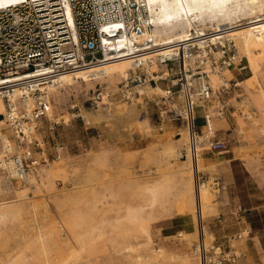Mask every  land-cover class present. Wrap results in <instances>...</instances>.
Segmentation results:
<instances>
[{
  "label": "bare ground",
  "instance_id": "6f19581e",
  "mask_svg": "<svg viewBox=\"0 0 264 264\" xmlns=\"http://www.w3.org/2000/svg\"><path fill=\"white\" fill-rule=\"evenodd\" d=\"M30 1L41 0H17L15 3L0 0L4 5L0 9ZM136 1L148 13L151 30L131 31L128 34L120 20L112 19L105 30L112 35L116 28L123 26L124 33L118 40L109 43L104 62L60 74L46 86L53 100L48 116L52 119L55 104L64 100L65 96L70 97L71 92L79 94L83 90H91L95 83L117 90L118 85L136 71L146 72L148 77L162 80L170 74L167 65L162 63V56L179 55L180 50L195 47L190 59H185L184 53L178 58V71L182 75L179 100L185 109L190 94L189 86L199 85L194 71L188 73L187 70L189 66L194 68L196 59H203L206 82L212 92L207 101L199 102L207 118L206 125L201 128L202 133L194 135L193 113H183L185 124L177 144H165L157 153L152 149L144 153L146 162L155 164V177L152 178L136 177L130 168L125 167L115 175L118 181H111L109 173L103 170L106 155L102 152L94 155L90 161L92 166L58 157L37 170L38 178L30 175L22 187L20 184L14 185L15 188L0 185V196L10 190L16 195L14 200L0 201V264H80V254L104 237L114 248L125 250L131 264H162L170 256L181 264H202L200 253L203 250L207 253L211 247L213 236L204 227L203 221L214 213L215 192L209 180L197 182L196 174L214 164L208 156V142L217 132L213 115L217 117L222 114L215 113L217 107L213 108L208 103L219 94L221 85H227L222 78L224 74L238 76L235 63L244 57L251 77L238 80L236 86H242L248 92L246 102L253 106L256 114L251 117L253 125L264 119V0ZM65 5L68 9L66 2ZM225 40L232 42L239 56L234 62H226L222 71L211 66L208 52L216 58L222 57L220 49L224 47ZM145 42H150V50L141 53L135 45ZM136 64L142 66L137 69ZM249 80L255 83L253 89L246 85ZM6 82L0 78V85ZM171 83L176 84L175 80H171ZM135 89L140 97L148 93L167 97L171 93L161 89L158 84L154 87L136 86ZM19 94L15 90L12 100ZM139 103L113 105L102 94L101 102L97 103L99 108L94 112H85L83 118L87 123L134 122L140 116ZM173 106L179 112L178 107ZM4 111L0 98V115ZM139 120L136 123L147 128L146 121ZM131 125L126 126V129L129 130ZM262 125L259 131L263 134L264 122ZM10 137V130L0 118V161L10 153H20L15 150ZM25 140V146L28 147L38 137L27 136ZM181 146H185L186 155L180 161V152L176 148ZM81 173L83 175L79 176ZM69 178H77L78 184L83 187L61 194V200L56 204V219L44 217L42 223L38 222L36 219L41 203L27 196L31 186L34 188V198L43 191H53L57 181L64 183ZM104 179L107 181L103 182ZM124 192L128 193L127 199H123ZM82 202L86 203L88 211L71 208ZM68 206L71 209H67ZM172 212L184 217L183 229L178 232V237L186 247L194 245L192 251L196 254L190 252L188 255L168 256L161 248H153L151 225ZM16 228L18 231L25 230V237H21L16 246L10 247V233ZM245 233L248 237L249 231L245 230ZM201 236L203 247L197 245ZM87 264H90L89 261Z\"/></svg>",
  "mask_w": 264,
  "mask_h": 264
},
{
  "label": "rangeland",
  "instance_id": "374dc122",
  "mask_svg": "<svg viewBox=\"0 0 264 264\" xmlns=\"http://www.w3.org/2000/svg\"><path fill=\"white\" fill-rule=\"evenodd\" d=\"M228 47L234 49V55L238 58L239 55L232 42L226 40L224 41V47H220L221 52L225 53L224 58L221 56L216 58L207 48L212 67L224 70L221 61L226 60ZM235 64L237 68L236 75L238 73V76L224 74L222 78L227 84L229 82H236L237 84L238 80L251 77L249 70L246 68L244 57H240ZM167 67L170 74L162 80L159 78L143 84H130L132 91L130 101H127L123 95L124 82L118 85L117 90H111L105 88V85L95 83L91 90H83L79 94H72L71 92L70 97L65 96L64 100L55 104L52 121L43 122L42 129L39 130L37 135L38 139L44 142L43 150L50 159L48 164L58 159V157H62L75 163L81 161L85 165L91 164L92 166L90 161L94 155L104 152L106 157L103 170L109 173L110 180L115 183L118 181L115 175L125 167L130 168L136 177L142 179L155 177L153 175L155 164L147 163L144 153L149 149L157 153L165 144L176 145L185 124L184 119L178 116V111L173 106L176 105L179 112L183 106L182 101L179 100L181 88L177 81L179 77L178 70L174 63L169 64ZM262 68L264 70V64ZM143 73L146 74V72ZM135 74H138V72ZM171 80H175L176 84H172ZM156 84L161 89L168 90L171 93L167 97L151 93L140 97L135 89L136 86L154 87ZM246 85L253 89L255 83L253 80H249ZM262 86L264 87V82H262ZM218 92L220 93L212 97L208 105L213 108L217 107L214 112L222 114L217 117L213 115L214 120L217 122V132L213 138L222 141L225 147L217 152L212 151L208 146V156L213 159L214 164L213 166H206L199 174L200 181L209 180L215 192L214 213L210 218L203 221V225L212 233L213 238L211 240L213 239V244L221 246V249L226 252L233 251L240 257L244 242L248 239L245 230H248L249 233L252 231L264 232V133L262 134L259 131V128L263 126L264 119L258 120L256 125H253L251 117L256 115L254 113L255 109L252 105L247 104L248 92L242 86H230L225 93L221 92L219 87ZM98 93L105 95L106 100L113 105L139 101L140 103L137 104L140 112L139 118L134 122L125 120L120 123H87L83 118V114L94 112L99 108L97 103L101 102V96L97 99ZM90 98L93 99L92 102H85ZM74 101L82 104L85 102L77 112L79 114L78 118L72 117L73 112L69 108ZM204 115L202 109L197 110L196 134L202 133L201 128L204 126L202 118ZM221 117L224 118L221 119ZM138 119L145 120L147 128L136 123ZM228 119L234 123L233 136L230 134L231 131L226 132V129H224L227 126L225 120ZM219 120L223 122L224 128H219ZM130 124H132L131 128L127 130L126 126ZM49 127H51L50 130ZM218 134H220V138L217 137ZM176 149L180 152L179 160H184L186 155L185 146ZM179 160H177L178 163H180ZM81 175L83 173L79 176ZM69 179L64 183L57 181L53 191H43L40 196L34 198V188L31 186L27 196L41 203L36 219L38 222L42 223L44 217L56 219L58 217L56 204L61 200V194L83 187V185L78 184L77 178ZM106 181L104 179L103 182ZM22 185L24 184H21L20 187ZM90 185H93V183ZM127 198L128 193L124 192L123 199ZM14 199H16V195L11 190L0 196V201ZM68 208L70 207L68 206ZM71 208H77L85 212L89 210L84 202L75 207L71 206ZM183 219V216L172 212L171 215L154 222L150 228L153 248H161L164 254L168 256L171 254L173 256L188 255L190 252L193 255L196 254L192 251L194 245L186 247L184 241L178 237V232L183 229ZM24 233L25 230L13 229L8 240L10 247L16 246L20 242V238L25 237ZM238 235L241 237L238 238ZM113 248L108 238L104 237L96 241L90 249L80 254V264H87L88 261L90 264H94V262H97V264H131L125 250ZM140 252L142 253V251ZM172 258L170 256V259L162 264H181L179 260Z\"/></svg>",
  "mask_w": 264,
  "mask_h": 264
},
{
  "label": "built area",
  "instance_id": "2783aa9c",
  "mask_svg": "<svg viewBox=\"0 0 264 264\" xmlns=\"http://www.w3.org/2000/svg\"><path fill=\"white\" fill-rule=\"evenodd\" d=\"M114 18L123 23L128 34L131 31H150L152 28L148 13L136 0H41L0 9V78L7 81L0 85V98L5 108L0 117L10 130L15 150L20 152L10 153L0 161V185L12 187L25 184L30 175L38 178L37 170L48 164L50 159L43 150L42 140H34L31 145L25 146L27 136L34 138L42 129L43 122L52 121L48 116L52 100L45 88L60 74L104 62L109 43L118 40L124 33L123 26L116 28L112 35L105 30ZM135 46L141 53L150 50V42ZM195 49L192 47L180 50L179 55L162 56V63L167 66L174 63L178 70V58L182 53L185 59H190ZM233 50L227 48L228 56L225 59L228 62H234L236 58ZM226 60L221 61L222 67L226 65ZM204 65L205 61L198 58L194 68L189 66L187 72L194 71L199 85L198 88L192 84L189 86L185 109L182 107L178 112L182 119L183 113H193L194 135L196 112L201 109L199 102L207 101L212 92L206 82ZM139 66L136 64L137 69ZM136 72L124 81L123 95L127 101L132 99L130 84L155 81L152 77L148 78V74ZM178 76L181 88L182 75L179 71ZM13 79L17 80L9 82ZM227 85L220 86L221 92L225 93L230 86L236 87V82ZM15 90L21 94L12 100ZM99 96L102 98L101 93L96 98L99 99ZM92 101L90 98L85 102ZM83 104L74 101L69 107L73 118L79 117L77 112ZM202 119L206 125V116ZM208 146L217 152L225 147L222 141L213 137L209 139ZM199 174H196L197 182L200 181ZM200 244L203 247V236L197 241V245ZM210 246L207 253L199 251L202 264H240V257L235 252H226L213 242Z\"/></svg>",
  "mask_w": 264,
  "mask_h": 264
},
{
  "label": "crops",
  "instance_id": "0c3cea01",
  "mask_svg": "<svg viewBox=\"0 0 264 264\" xmlns=\"http://www.w3.org/2000/svg\"><path fill=\"white\" fill-rule=\"evenodd\" d=\"M226 127L223 126V122L219 120V128L226 129V132L231 131L233 136L234 123L229 119L225 120ZM227 134V133H226ZM220 138V134L217 136ZM240 264H264V232H251L248 235V239L244 242L241 256L239 258Z\"/></svg>",
  "mask_w": 264,
  "mask_h": 264
},
{
  "label": "snow or ice",
  "instance_id": "6c2138e0",
  "mask_svg": "<svg viewBox=\"0 0 264 264\" xmlns=\"http://www.w3.org/2000/svg\"><path fill=\"white\" fill-rule=\"evenodd\" d=\"M10 2L15 3V2H17V0H10ZM3 6L4 5L2 3H0V7H3Z\"/></svg>",
  "mask_w": 264,
  "mask_h": 264
}]
</instances>
